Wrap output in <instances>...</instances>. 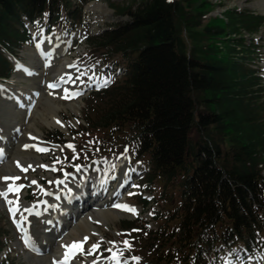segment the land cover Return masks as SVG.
Listing matches in <instances>:
<instances>
[{"label": "trees", "instance_id": "1", "mask_svg": "<svg viewBox=\"0 0 264 264\" xmlns=\"http://www.w3.org/2000/svg\"><path fill=\"white\" fill-rule=\"evenodd\" d=\"M70 1L0 0V78L15 71L6 52L33 44L27 21L49 12L57 22L65 7L76 23L81 9ZM109 5L128 18L89 39L107 60L120 58L123 76L93 93L102 103L88 124L100 151L114 140L132 145L149 181L171 187L157 228L142 229L149 264H219L220 247L264 244V76L250 64L261 59L254 37L264 15L221 16L210 0ZM184 30L202 43L188 44Z\"/></svg>", "mask_w": 264, "mask_h": 264}, {"label": "rangeland", "instance_id": "2", "mask_svg": "<svg viewBox=\"0 0 264 264\" xmlns=\"http://www.w3.org/2000/svg\"><path fill=\"white\" fill-rule=\"evenodd\" d=\"M111 1L126 4L129 0H92L89 1L88 4H83L80 0H71L70 3L72 4V7L81 9V12L77 14L78 17L76 19L75 25L71 24L72 17L66 12L65 7L60 13L61 19L59 21L53 22V19H55L56 16L48 19L49 12H46L44 14L45 16L42 21H38V25L36 26L37 30L35 29L38 36L39 33L41 34V32L43 31L41 25H45L46 21L51 24V26L48 27L49 30L47 37L54 39L52 37L53 35L61 36V44L59 43V47L65 49L66 51L63 55L54 59L52 63H50V66L54 70L57 67L58 63L62 60L71 59L77 65V67L74 69L68 67L67 73H72V76L76 78V82L81 85L76 88L85 90V88L89 87V83L95 84L94 86H96L95 81H89V76H94L98 79H110L111 82L123 76L122 66L118 64L120 58L116 56L112 59L107 60V58L103 56L101 50L96 49V47L91 44L89 39V36H94V34L99 33L101 29L106 27L112 29L116 23L122 21V18L118 15L116 16V13L114 12L115 10L110 7L109 3ZM210 1L214 3L213 11L221 16H224L225 11L228 9L238 11L248 10L264 14V0ZM90 4H99L102 6V10L110 11L112 15L108 20L102 23H96L95 13L93 11H88L87 8ZM97 7L98 6H96V9L99 10V8ZM127 18L128 17L126 16L124 19ZM184 22V18H182L181 24ZM184 35L187 36V42L189 41L188 44L190 43L191 46H194L196 44L199 45L202 43V41L199 40L198 37H190L189 33H187L186 31L184 32ZM47 37H43V39L46 40ZM249 37L250 36L247 37V40H252ZM254 41L261 47L258 50V53L261 54V59L257 60L256 63L254 62L250 64L254 68L259 69V71H261L260 73L264 75V27L261 29L260 33H257L255 35ZM58 42L59 41H57V43ZM44 45H46L45 42L42 43V46ZM34 47H36L37 51L38 49L36 46V42ZM52 48L53 47L48 46L46 48H43L44 50L41 51H48V49ZM194 49H196V47H194ZM22 50L25 53L27 52V55L33 54L37 58L41 57L39 56V53L41 51L36 52L35 49H29L28 46H25L24 48H22ZM25 53L24 55H26ZM19 56L21 57L19 59L22 60V62L27 66H29V56L27 58L21 56V51H19ZM81 71H86L87 74L77 79ZM36 77L37 75L28 76L26 75V72H21L20 74L17 73V75L10 78V80H15V82L12 81L6 84L9 88L8 91L6 89L3 90L2 88H0V100H14L15 103L12 104L18 109H21V111L24 113V117H22L23 127L21 130H17V132L14 133V128L10 127L9 124L5 121L7 117L11 116V114H9L7 110H0V137L3 139L7 137V139H5L6 141L8 140V136L12 138L10 147L7 144V157L0 158V171H4V162L7 163L9 160V149L11 148V146L12 148H14L13 151H16L15 154L17 155V157H14L17 160L16 161L14 159L16 162V166L14 165V169H18V163H24V161L20 160L21 157L19 155L24 156L23 154L26 153H32L31 155H33L35 158L38 157L40 161L42 160L41 162L45 163V166H48L49 169L51 167H55L57 169V171L46 170L44 167H40L41 164L39 163L36 164V169H34L35 167L29 169L28 172L30 173V176L37 178L39 182L37 185H39V187H37V185L29 183L27 174L23 172L19 174L21 179L16 183L18 185H26V187L22 189L20 196L22 205L28 207L32 206L33 204L41 203V201H43L45 195L41 192L40 189L47 188L55 191L58 186H61V184L57 185L56 183L50 182L64 180V173H72L74 177H77L78 181H81V178L90 177L92 180H94V182L92 183L95 185H97L100 181L99 176H103L106 178L104 191L107 192L108 190L114 192L120 181L127 179L125 178V174L127 173L131 181L129 182L125 190H123L121 197L115 198L112 203L122 201L124 204L134 206L137 209L138 214L134 215L131 212L120 210V212H126L128 216L120 217L116 220L112 219L108 223L93 221V225L94 227H96L97 233L88 232L86 233V235L75 232V234H73V238L69 239V242H71V240L73 239H76L75 241H77L82 239L83 236H89L88 242L84 245V251L87 252L88 248L93 243L97 241H103L99 251L95 255L85 256L83 254H77V256L75 257L77 264H91V262L97 257H100V261H109L106 258L110 257L111 253L106 250L112 248L113 246L112 243L109 242H113L116 245V248H114L113 251L119 249L123 252V255L121 257V264H124L125 260L127 261V264H149L150 260L147 259L146 252L142 248V246L144 245V242L142 240V229H144V226L146 227V225L151 227L152 229L157 228L158 221L155 220L154 216L162 206L163 208L169 206L168 204L164 203V199L161 196L166 190L170 191L171 187L165 186L164 184H166V182L160 178H156L154 182L149 181V179L147 178V174L149 172V163L147 162L145 157L136 155L135 151H133L132 149V145L116 146V140H114L112 141V143L107 142V145L105 146L106 148H103L101 151L99 150L100 146L96 147L100 144V142H97V139L99 137L95 135L97 131L96 129L93 130L94 132L91 131L92 133H90V130L92 128L89 127L88 119L92 120V118H95L96 110L100 107L101 100H94L93 98H91L94 92H98L101 90L97 87H94L95 89L89 92L85 90L84 94L78 98L66 100L64 99L62 102H58V105L61 107V110L59 111L60 116L66 122L68 131L62 130L61 128L49 129L45 125V123L38 117L39 112L46 113V110H44L46 99H40V94L44 93L47 90L46 81L41 78L39 82ZM34 78H36V81L33 84L32 89H29L30 85L28 84L27 80H32ZM59 90L60 87L52 89V91ZM29 94L33 95L31 97L27 96L26 98V95ZM19 102H22V104H20ZM73 104H75L74 107H72ZM35 110H37L38 113L35 112ZM49 118L50 117H48L47 119L50 120ZM77 121H79V123H77ZM100 133L104 135V133ZM32 134L38 136L39 138H42V140L45 142L46 148L50 149L51 151L40 153L37 152L33 147L30 149H26L25 147H23V141L28 139L29 135ZM55 134H58V139L61 140H58L57 137H54L53 135ZM218 138H220V136H218ZM69 143L76 146V152L79 153L80 159H73V151L67 147H64ZM230 144L231 142L229 141L228 137H225L224 146L227 147L230 146ZM55 146H61L63 150L61 151L60 148H57ZM126 148L128 149L127 159L123 158L122 155L125 153ZM57 157H59L63 161L62 164L55 163ZM103 160H107L110 163H93L94 161ZM110 164L118 165L115 172L109 171ZM73 165L82 166L83 171L81 173H76ZM130 169H134V171H130ZM69 179L70 177L67 180ZM3 186L4 181L0 180V190L4 189ZM130 193H132V195H130ZM142 198L148 200V205H145L143 203ZM64 200L65 198L63 199V201ZM24 215L27 216L28 221L25 226L31 229L33 238V243L30 246L25 245L24 240L22 239L21 232L17 230V227L13 223V220L10 216L8 205L3 203V199L0 198V264H50L52 255L56 254V252L60 250V243L56 241L53 246L51 245L48 248L47 243L43 242V238L41 237V234L45 229V219L40 218L39 215L29 216L27 213H24ZM139 218L143 220L137 222V225L141 226V229H128V227H126V225L128 224L127 222L136 221ZM17 219H19V213L17 214ZM69 221L70 220H68V222ZM64 224H66V222H64ZM66 229L69 230V227H65L62 236L67 234ZM73 231L74 228L69 233ZM54 233L58 234L60 232ZM124 241H128L130 243V250L126 248ZM33 247L35 250H33ZM40 248L42 249V251L40 250ZM223 253H225V251ZM133 257L139 259L134 260ZM36 259L43 260L38 262ZM52 263L55 264L54 261Z\"/></svg>", "mask_w": 264, "mask_h": 264}, {"label": "bare ground", "instance_id": "3", "mask_svg": "<svg viewBox=\"0 0 264 264\" xmlns=\"http://www.w3.org/2000/svg\"><path fill=\"white\" fill-rule=\"evenodd\" d=\"M96 6H98L97 8H99L100 11L96 9ZM87 8H88V11H93L95 13L96 23H102L108 20L109 17L112 15L110 11L102 10V6L99 4H92V5L90 4ZM41 49L44 50L43 48ZM65 51H66L65 49H62L61 47H58V45H56L52 49H48V51L46 50L41 51L39 53V56H41L40 58L35 57V55L33 54L31 55L28 54V56L30 59L29 68H33L38 73L36 78L39 82L41 78H43L46 81V87L50 83L59 82V78L61 76L65 77V82L61 83L62 85L59 91H52V89L50 90V88L47 87V90L44 93L40 94V99L41 98L46 99V105L44 109L46 110V113H42V112L38 113L37 110H35V112L38 113V117L45 123V125L49 129L61 128L62 130L68 131L66 122L60 116L59 111L61 110V107L58 105V102H62L64 100L63 97L65 95V91H64L65 89H67L69 92H81L82 89L76 88L81 85L76 82V78L72 76V73H67L68 72L67 68L69 67V65L74 63L71 59L62 60L61 62L58 63L57 67L54 70L50 66V63H52V61L56 59L57 57L63 55ZM71 68L74 69L76 67H71ZM68 77H71V79L70 80L67 79ZM36 78L32 80H27L28 84L30 85L29 89H32V86L35 83ZM12 81L15 82V80H12ZM94 85L95 84H92V86ZM32 95L33 94L26 95V98L27 96L31 97ZM80 96L81 95L76 96L74 98H69V99H75ZM12 103H15L14 100H11V101L9 99H5L3 101L0 100V110H4V111L7 110L9 114H11V116L7 117L5 121L9 124L10 127L14 128L15 130L14 133H16L17 130H21L23 127L22 117H24L23 115L24 113L21 111V109H18ZM74 106L75 104L72 105V107ZM48 117H50L49 118L50 120L47 119ZM57 121H59L60 123H57ZM30 137H35L36 139H31ZM5 139H7V137L4 139L0 137V141H2L0 142V153H2V156H0V158L7 157L6 155L8 154L7 152L8 148L6 146L8 144V146L10 147L11 142H12V138L9 136H8L7 141ZM23 142H24V144H22L23 147H25V145H29V146L37 145V146L46 148L45 142L42 140V138H39L38 136L33 135V134L29 135V138L24 140ZM30 148L32 147H29L28 149ZM13 149L14 148H12L11 146V148L9 149L10 157L8 160V162L9 161L10 162L9 163L4 162L5 168H4V171L3 170L2 172L0 171L1 172L0 176H17V175L19 176V174L21 173L19 168L14 169V165L16 166V162H15L16 159L14 157H17V155L15 154L16 151L14 152ZM31 154L26 153V154H23L24 156L19 155L21 157L20 160L24 161V163L23 162H20L21 164L19 163L22 167L31 164L33 166L32 168L35 167L34 169H36L37 163L41 165H45V163L41 162L42 160L40 161V159L37 156L36 157L38 159L35 158ZM25 174H27L30 184L32 180H35L37 184L39 183L36 177L30 176L29 172H26ZM125 178L127 179L121 180L120 183L117 185L114 192L108 189H107L108 192L104 191V185L106 183V178L103 176H99L100 181L98 182L97 185L92 183L94 182V180H92L90 177L89 178L84 177V178H81V181H78L76 176H75V179H73V176H70V179L66 180L63 185L61 184V186H58L55 191L47 189V188L46 189L43 188L44 191L52 193V195H45V197L43 198V201H41V203H38L39 204L38 209H36V211L40 213L39 215L40 218L45 219L44 221L45 229L42 232L41 237L43 238V242L47 243L48 248L51 245L53 246L56 241L59 242L61 246L60 250L56 252V254L52 255L50 264H53L52 263L53 261L56 262L62 259V254L64 252V248L62 247V245H68V244H71L72 241H75L76 239H73L71 240V242H69V239L73 238V234H75V232L82 233V234H86L88 232L97 233L96 227H94L93 225V221L108 223L112 219L116 220L120 217L128 216L126 212H120L121 210L120 208L114 207V205L116 204H124L122 201H117V202L112 203V201L115 198L121 197L123 190H125V188L129 184L130 177L128 175H125ZM8 183H11V181H8ZM3 187L4 189H6L5 182H4ZM57 196L59 197V199H56ZM9 198L14 199L11 194ZM64 198L65 200L63 201ZM3 203H5L4 200H3ZM50 205H55L56 207H51ZM86 206H88L87 210L85 209ZM68 220L70 221L68 222ZM59 222H62V223L66 222V224L64 225L59 224ZM60 225H62L61 229L57 231L53 229L54 227H58ZM65 227H69V230L66 229L67 234L62 236V233L64 232L63 230L65 229ZM25 228L27 229L28 235L33 240L31 229L27 228V226H25ZM73 228H74V231L69 233ZM58 231H61V232L58 234L54 233ZM84 237L85 236H83V238ZM82 239L77 240V241H81ZM40 250L42 251L41 248ZM36 260L39 262L43 259H36ZM71 264H77V261L75 258L71 261ZM100 264H110V262L100 261Z\"/></svg>", "mask_w": 264, "mask_h": 264}, {"label": "snow or ice", "instance_id": "4", "mask_svg": "<svg viewBox=\"0 0 264 264\" xmlns=\"http://www.w3.org/2000/svg\"><path fill=\"white\" fill-rule=\"evenodd\" d=\"M37 47L39 48V45H37ZM69 67H77V65L75 63H73V64L69 65ZM86 74H87L86 71H81L80 75L77 77V79H79L80 77H82ZM67 79L70 80L71 77H68ZM89 81L90 82L95 81L97 87H106L111 82L110 79H98L94 76H89ZM59 82L60 83L65 82V77L61 76L59 78ZM88 86L91 87L92 84L89 83ZM47 87H49L50 89H55V88L59 87V83H50L47 85ZM64 91H65V95L63 97L64 99L74 98L76 96L83 95L82 92H69L67 89H65ZM57 123H60V122L57 121ZM77 123H79V121H77ZM30 138L36 139L35 137H30ZM29 147L35 148V150L37 152H40V153H46V152L51 151L48 148L40 147L37 145H31V146L25 145L26 149ZM55 147L60 148L61 151L63 150V148L61 146H55ZM64 147H67L73 151V153H74L73 159H80L79 153L76 152V146L75 145L69 143L68 145H66ZM127 152H128V149L126 148L125 153L122 154L123 158H125V159H127ZM0 156H2V153H0ZM118 159H119V157H118ZM55 163L62 164L63 161L59 157H57L55 160ZM93 163H110V162L107 160H103V161H94ZM17 167L20 169L21 172L26 173L33 166L31 164H29L27 166L22 167L18 163ZM40 167H44L46 170L57 171V169L55 167H51L50 169L48 168V166H45V165H40ZM73 167L75 168L76 173H81L83 171V168L80 165H73ZM117 167H118V165H116V164H110L109 171L115 172ZM130 171H134V169H130ZM125 175H127V173ZM64 176H65L64 180L51 181L50 183H56L57 185L64 184L65 181L70 176H73V174L72 173H64ZM112 178H114V177H112ZM20 179H21V177L18 175L17 176H0V180L4 181L6 184V189L0 190V198H2L5 201V203L8 205L10 216L13 220V223L16 225L17 230L19 232H21L22 239L24 240L25 245L30 246L33 242H32L31 237L28 235L27 229L25 228V224L28 221H27V216H25L24 213H27L29 216L40 215V213L38 211H36V209H38V207H39V204H33L30 207L22 205L20 194L22 192V189H24L26 187V185H23V184L18 185L16 182L19 181ZM73 179H75L74 176H73ZM8 181H11V183H8ZM31 184L36 185L37 182L35 180H32ZM37 187H39V185H37ZM40 190L44 195H52V193L46 192V191H44V189H40ZM10 194L12 196H14V199L9 198ZM130 195H132V193H130ZM56 199H59V197L57 196ZM50 206L56 207L55 205H50ZM114 207L120 208L122 211L131 212L134 215L138 214L137 209L134 206H130L127 204H116V205H114ZM18 213H19V219H17ZM88 240H89V237L85 236L81 241H73L71 244L62 245V247L64 248V252L62 254V259L56 261L55 264H71V261L77 256V254H83L85 256L95 255L99 251L100 246L103 243V241H97V242L93 243L88 248L87 252H85L84 251V245L88 242ZM109 243H112L113 246H112V248H109L106 250V251L111 253V256L107 257L106 259L109 260L110 264H121V257L123 255V252L120 251L119 249H117L116 251H113V249L116 248V245L113 242H109ZM124 244H125L126 248H128L129 250L131 249V245L128 241H124ZM133 259L138 260L139 258L133 257ZM91 264H100V257H97L96 259H94L91 262ZM124 264H127L126 260L124 261Z\"/></svg>", "mask_w": 264, "mask_h": 264}, {"label": "water", "instance_id": "5", "mask_svg": "<svg viewBox=\"0 0 264 264\" xmlns=\"http://www.w3.org/2000/svg\"><path fill=\"white\" fill-rule=\"evenodd\" d=\"M20 61H18V63H19ZM18 63H16V68L17 69H19V70H23V69H26V67L25 66H23V65H20V64H18ZM5 81H9V80H7V79H5ZM0 85L2 86V84L0 83Z\"/></svg>", "mask_w": 264, "mask_h": 264}]
</instances>
